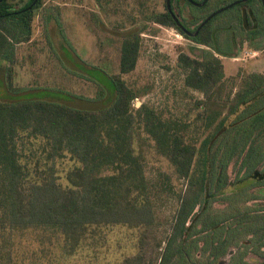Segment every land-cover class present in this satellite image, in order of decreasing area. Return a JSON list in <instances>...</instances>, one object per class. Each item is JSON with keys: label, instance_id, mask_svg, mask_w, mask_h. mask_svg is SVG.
<instances>
[{"label": "trees", "instance_id": "trees-1", "mask_svg": "<svg viewBox=\"0 0 264 264\" xmlns=\"http://www.w3.org/2000/svg\"><path fill=\"white\" fill-rule=\"evenodd\" d=\"M35 1L27 0L15 10L10 0H0L1 60L13 63L15 45L31 40L34 11L42 4V0L33 4ZM174 1L178 0L171 2L175 15ZM252 12L254 22L248 14L240 19L252 31L238 42L234 38L231 50L219 47V31L212 29V22L196 38H190L167 6L165 12L154 16L157 24L174 28L211 49L204 50L199 59L186 53L178 58L184 86L203 96L196 102L199 112L194 123L167 117L147 103L135 107L134 102L145 92L129 86L124 76L137 66L141 31L122 40L119 72L112 76L111 101L101 109L80 110L45 99L0 100V264H26L20 247L32 234L41 254L48 253L52 259L50 251L57 249L64 258L75 255L96 229L115 226L144 230L139 252L124 264H169L175 256L171 243L178 237L184 245L174 264H187L192 246L197 248L199 232L192 231L201 219L200 208L227 186L226 170L232 159L237 156L238 160L247 151L245 157L250 155L252 169L264 161V108L256 105L264 98V74L239 72L227 78L220 58L236 57L238 44L264 33V25ZM16 30L22 31L20 37ZM7 81L10 89L18 91L11 68ZM254 106L256 112L243 119ZM236 114L238 122L231 120ZM234 126L236 138L240 131L258 132L254 137H239L235 148L227 146L219 156L217 171L214 162L218 152L213 150L222 138H230L228 132ZM190 132H199V138L189 136ZM149 141L170 162L177 178L186 181L184 194L176 192L169 175L163 174L155 183L148 178L145 147ZM67 159L73 166L65 174L64 185L58 165ZM164 198H176L180 203L166 241L168 247H162L160 241L156 250H148L150 233L160 226L156 202ZM204 223L209 228L212 220ZM157 251L156 257L151 256Z\"/></svg>", "mask_w": 264, "mask_h": 264}, {"label": "rangeland", "instance_id": "rangeland-1", "mask_svg": "<svg viewBox=\"0 0 264 264\" xmlns=\"http://www.w3.org/2000/svg\"><path fill=\"white\" fill-rule=\"evenodd\" d=\"M235 1L213 0L208 7L217 9ZM10 2L14 9L18 10L27 0ZM173 5L180 20L189 30L194 29L199 23V9L178 1H174ZM165 10L166 0H42L41 6L34 11L31 40L15 45L13 63L0 59V100L16 102L24 99H45L65 103L80 110L101 109L111 101L110 95L114 89L112 76L119 72L122 40L131 33L141 31L137 66L132 73L124 76L129 86L145 92L143 97L134 102L135 107L147 103L162 110L167 117L194 123L199 112V106L195 105L203 96L198 91L184 86V75L178 66V58L181 53H186L199 59L204 50L211 49L181 35L174 28L157 24L154 16ZM207 11L208 9L204 10ZM252 11H255L258 22L264 25V10L259 0L227 10L212 21V29L219 31L217 36L221 49L231 50L234 38L238 42L252 31L240 21L244 18L243 15L248 14L254 22ZM15 34L20 37L22 31L16 30ZM220 58L227 78L237 76L239 72L244 75L264 74V33L257 40L238 44L236 57ZM9 68L12 70L13 86L18 91L9 88ZM258 104H261L258 107L262 106L263 109L264 98L256 105ZM255 109V106L252 107L242 118L248 119L256 112ZM231 120L238 122V115H232ZM246 125L249 126V122ZM242 126L245 127V123ZM257 132L256 129L247 131V134L240 131L239 137H254ZM235 134H238L236 126L228 132L230 138H222L213 150L214 153L218 152L214 162L215 170H220L218 164L222 151L227 146L236 147L239 137L236 138ZM189 136L199 138V132H190ZM142 138H146V135L142 134ZM147 145L145 157L148 178L155 183L163 174L169 175L176 192L184 194L186 181L177 178L170 162L156 151L152 141ZM219 146L222 147L219 149ZM245 152L247 153L244 151L240 155L245 157ZM240 155L238 160H235L237 156L232 159L228 171L226 170L231 181L225 189L216 192V199L211 196L210 201L203 205V210L206 211L201 217L204 220H218L221 226L251 218L236 223L239 224L238 235L230 244V248L233 247L237 252L247 251L248 247L254 246L248 238V224L254 226L259 222L258 227L263 224L255 216L261 214L260 199H264L263 189L255 188L251 181L256 180L252 178L245 177V183L242 188L239 187L243 168L246 172L252 170L253 166L250 155L245 158ZM260 165V168L264 167V161H261ZM72 166L73 162L69 159L58 165L60 181L64 185L67 184L65 174ZM234 181L236 183H233ZM238 188L239 192H234ZM179 205L176 198H164L156 202L160 226L152 229L148 250H156V242L160 241H163L162 247L167 246V238L172 233V220ZM194 227L192 232H199V219ZM95 231V235L88 237L73 256L60 258V250H51L54 262L48 253H40L41 246L33 240L35 234H32L20 249L25 253L26 264H51V261L53 264H124L125 259L139 252L144 232L126 226L99 228ZM211 237L212 235L208 234L207 240ZM217 237H223V233L219 232ZM183 245L179 237L171 243L175 256L171 257L169 264H174V260L181 258ZM184 248L188 250L189 245ZM156 254L158 251L155 254L153 252L151 256L156 257ZM187 258V264L207 263L206 254L199 262V237L197 248L192 246ZM224 258L226 264L234 262L230 256L226 255Z\"/></svg>", "mask_w": 264, "mask_h": 264}, {"label": "flooded vegetation", "instance_id": "flooded-vegetation-1", "mask_svg": "<svg viewBox=\"0 0 264 264\" xmlns=\"http://www.w3.org/2000/svg\"><path fill=\"white\" fill-rule=\"evenodd\" d=\"M212 1L213 0H199V1L198 0H178V2H183L189 6H192V7L199 9V23L196 24V27L192 30H189L187 25L184 24L182 22V20H180V18L178 17V15L176 13L175 8H174L175 16L178 19V21L181 23V25L184 29H186L191 34H195L198 31V28L201 26V24L205 20H207L210 16L217 13L219 10H221V9H223V8L233 4V3H236L238 1H240V3L235 4L234 6H232L231 8H229L227 10H230L233 8H238L239 6L249 5V3H252L253 1H256V0H247V1L236 0L235 2H233L231 4L220 6L217 9H210L208 7V5H210V3ZM259 1L261 3V6L264 8V6L262 4V0H259ZM36 2H37V0L33 4H36ZM171 2H172V0H171ZM196 4H199V6ZM31 8H32V6L30 7V9ZM206 9H208V11L204 12V10H206ZM226 11L215 14L210 19V21L208 23L212 22L215 18H217L218 16H220L221 14H223ZM196 20L195 21L198 22V19H196ZM206 25H204V26H206ZM201 30H202V28L200 29V31ZM200 31H198V33ZM198 33L196 36H193V37L189 36V37L190 38H196L198 36ZM261 36L262 35L257 36L255 39H253V41L259 39ZM260 167L261 166H259L257 168H253L252 170L246 171V172L243 168V173H241V181H240L241 184L239 187L242 188V185L245 183V177H249V178H252V180H256V181H251V184L255 188L261 187V189H263L262 192L264 195V167H262V168H260ZM230 181L231 180H229V182ZM246 182H248V181H246ZM233 183H236V182L234 181ZM239 190L240 189L238 188L234 192H239ZM260 200H261L260 201L261 203L259 206L262 207V212L260 214L261 216L259 215V216H255V217H257V219L259 218L260 222H262L263 224H260L259 227L257 225L259 222H257L254 226L252 224H248V228H249L247 231V234L249 235L248 238H250V243L253 244L254 246H252L251 248L248 247L247 251L243 250V251L237 252L233 247L230 248L231 247L230 244L232 243V241L236 240L237 235H238L237 229L239 228V226H238L239 224H236V223L245 221L246 219L249 220L251 218H244V220H236V221L234 220L235 222H232L230 225H227V226H226V224L221 226L219 224V222H217L218 220H214V221H212V223H211L212 225L209 228H207V225H205L204 219H200V221H199V262H200V260H202L203 256L206 254V257H207V263L206 264H226V262L224 261V259H225L224 257L226 255L230 256L231 261L232 260L234 261L231 264H264V199H260ZM215 202H216V200H215ZM203 213H204V210H203V206H202L201 217L203 216ZM248 222H250V221H248ZM228 223H230V222H228ZM219 232L223 233V237H217ZM208 234L212 235L210 240H207ZM227 264H229V263H227Z\"/></svg>", "mask_w": 264, "mask_h": 264}, {"label": "water", "instance_id": "water-1", "mask_svg": "<svg viewBox=\"0 0 264 264\" xmlns=\"http://www.w3.org/2000/svg\"><path fill=\"white\" fill-rule=\"evenodd\" d=\"M243 1H247V0H243ZM193 3H194V2H193ZM238 3H240V1H238V2H236V3H233V4H231V5L227 6V7H225V8H223V9L219 10V11H218L217 13H215V14H218V13H220V12L226 11L227 9L231 8L232 6H234L235 4H238ZM194 4H195V3H194ZM262 4H263V6H264V0H262ZM196 5L199 6V4H196ZM166 6H167V9L169 10V12L174 16V19L176 20L177 24L182 28V30H183L188 36H191V37L196 36L197 33H198V31H200V29L203 28L204 25H206V24L210 21V19L215 15V14H213V15L210 16L207 20H205V21L201 24V26L198 28V31H197L195 34H191V33H189L186 29H184V28L182 27L181 23L178 21V19H177L176 16L174 15V13H173V11H172V9H171V0H167V1H166Z\"/></svg>", "mask_w": 264, "mask_h": 264}]
</instances>
